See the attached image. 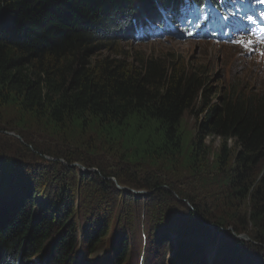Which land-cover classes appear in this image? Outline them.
<instances>
[{
  "label": "trees",
  "instance_id": "obj_1",
  "mask_svg": "<svg viewBox=\"0 0 264 264\" xmlns=\"http://www.w3.org/2000/svg\"><path fill=\"white\" fill-rule=\"evenodd\" d=\"M249 1L251 9L264 11V2ZM207 2L211 8L205 10ZM247 2L0 0V107H12L21 121L39 120L53 133L71 128L121 140L126 148L138 145L140 159L179 155L180 120L198 111L192 113L196 132L187 162L194 165L207 138H217L216 171L224 178L211 200L178 193L180 206L167 209L162 202L175 200L174 190L154 177L139 182L125 174L122 180L100 165L87 175L70 167L88 169L65 150L32 144L28 137L21 145L0 142V264H128L135 251L136 264H211L206 250L215 244L217 253L211 254L219 264H264V83L255 88L237 78L215 88L204 66L185 65L171 54L161 59L118 51L121 41L151 38L229 45L220 15L241 16ZM161 7L172 15L162 18ZM144 130L143 140L131 144L130 132ZM50 159L69 164L65 171L74 187L47 172ZM122 159L120 164L138 162ZM112 178L130 191L113 192ZM94 180L111 205L99 208L103 221L97 217L89 225L79 195ZM131 190L147 194L137 199ZM127 206L137 226L120 232ZM219 228L251 235L250 242L221 235ZM165 250L164 263L158 258Z\"/></svg>",
  "mask_w": 264,
  "mask_h": 264
},
{
  "label": "rangeland",
  "instance_id": "obj_2",
  "mask_svg": "<svg viewBox=\"0 0 264 264\" xmlns=\"http://www.w3.org/2000/svg\"><path fill=\"white\" fill-rule=\"evenodd\" d=\"M246 11L245 9L244 12ZM193 16L194 14L191 18ZM248 16L254 17L256 22L250 23L247 18ZM229 18L230 19H227L228 21L226 22L227 27L230 29L229 33L231 36L229 45H225L223 41L221 43L212 44L209 42L200 43L187 40L184 41L179 38H167L161 41L151 38L148 43H125L121 41L118 51H122L128 56L143 54V56L146 55L161 59L168 58V54H171L185 65L193 64L204 66L205 70L208 71V75L211 76V81L215 88H218V86H226L230 81L237 78H244L246 81L248 80L250 86L258 88L260 87L259 84L264 83V55H261V52H264V32L260 31L261 28L264 27V21L258 23L257 18L250 12L246 14L245 19L241 18L240 21L236 17H233L235 20H231L230 16ZM250 29H255L256 32V35L251 36V39L254 41L252 49L245 50L241 45L233 43L234 39H239L241 37L247 40L249 38ZM109 53L102 51L100 55L112 56ZM262 87H264V84L261 85V88ZM192 113L198 114V111L193 112L192 110V112H186L180 120L179 132L181 135L182 147L179 155H175L174 157L152 155V159L147 157L140 159L141 151L138 150V145L136 146L137 149L133 146L126 148L124 145L126 143L121 140L114 139L111 141L108 138L97 137L90 131L84 133L82 130L61 128L58 132L53 133L54 131H52L51 128H47L41 121L34 118L28 117L24 121H21L15 110L9 106L0 107V128L2 130H9L8 133H0V142L7 141L11 145H14L16 142L21 145L23 141L25 142L24 139L28 137L32 144L39 143L40 145H45V148L52 150H65L70 155H73V157L82 159L81 161L85 163L88 168L87 175L93 174L95 167L100 165L101 167L105 166L106 171L114 173L122 180H125V174H134V178L138 179L139 182H143L145 180L143 177L146 175L149 178L154 177L160 180L161 183L171 186L170 188L174 190L173 192L175 194H173L175 200L170 199L171 201H164L162 204L164 208L175 209L177 202H179L176 194L180 193L189 200L194 199L195 201H200L202 199L207 202L211 200L210 197L214 196L215 188L218 186V183L224 180L221 173L216 171L217 158L221 148V140L217 138H207L203 152L198 156L194 165L187 162L189 151L192 146L191 143L196 132L197 118ZM129 132L127 134L128 136L131 134V144H136L138 140L142 141L143 137L147 135L145 130L141 132V135L139 132L138 134L137 132L133 134L130 132L129 134ZM55 138L65 141V143L60 140L56 141ZM229 146H232V142L229 143ZM130 154L134 156L135 159L131 160L128 157ZM121 156L125 158L122 159L123 162L126 161L129 163L128 160L138 162L130 165L122 164V162L120 164V162H118V157ZM86 160H91V164ZM48 162L49 165L46 170L50 175H55L61 179L65 187L69 186L72 188V186H75V180L71 172L65 171L69 164L59 162L62 163L61 166L55 164V161L51 159ZM129 166H131V168ZM132 167L136 168V170L132 169ZM111 182L113 185L111 188L113 192L116 193V187L119 186V183L114 178L111 179ZM95 184H98L95 180L93 182L84 183L81 186V193L79 195V197L81 196V208L83 209L84 215L86 216L85 219L88 221L89 225L99 220L103 221L104 212L100 211L99 208L111 205L110 197L104 198L101 191H99L101 188H95ZM210 187H213V193L208 191L211 190ZM208 193H210V195ZM115 199H118V197ZM137 199L141 198L137 197ZM158 200L157 197L154 198L155 208L160 204ZM91 203H96L95 208H93ZM248 204L247 200V202H245V208H248ZM168 205L172 206L170 207ZM179 206L180 205H177V207ZM125 210L126 223L123 224V226L120 225V232L124 229L133 231L137 226V216L134 215L133 208L127 206ZM99 212L101 216H99ZM127 213H129V215H127ZM78 214L82 217L80 211H78ZM243 214H248V212ZM97 217H99V220ZM135 223L136 225L134 226ZM250 229L251 228H249V230ZM218 231H220L221 235H223L222 233L225 231L229 232L231 236H234L236 239L250 242L251 235L249 236L245 233L237 235L236 233H231L229 229L223 230L219 228ZM154 233L156 232L153 226L152 238ZM169 239L171 242L173 241L172 234L169 235ZM217 247V244L210 245L206 250V256L210 259L211 264H219L220 260L213 257L211 254L217 253ZM166 254L167 250H165L162 257L158 259L165 263ZM136 256L137 252L135 251L130 256L129 264H136ZM153 261H155V258L152 259V262Z\"/></svg>",
  "mask_w": 264,
  "mask_h": 264
},
{
  "label": "snow or ice",
  "instance_id": "obj_3",
  "mask_svg": "<svg viewBox=\"0 0 264 264\" xmlns=\"http://www.w3.org/2000/svg\"><path fill=\"white\" fill-rule=\"evenodd\" d=\"M261 2H264V0H261ZM158 11L160 12L162 18H167V17L172 15L171 12H169L168 10H166L162 7L159 8ZM247 18H248L250 23L256 22L254 20V17H252V16H248ZM261 18L264 19V14H261ZM260 31L264 32V27H262ZM188 35H192V33L189 31ZM254 35H256L255 29H250L249 30V38L247 40H245L243 37H241L239 39H234L233 43L241 45L242 47L245 48V50L252 49L254 41L251 39V36H254ZM261 55H264V52H261Z\"/></svg>",
  "mask_w": 264,
  "mask_h": 264
},
{
  "label": "water",
  "instance_id": "obj_4",
  "mask_svg": "<svg viewBox=\"0 0 264 264\" xmlns=\"http://www.w3.org/2000/svg\"><path fill=\"white\" fill-rule=\"evenodd\" d=\"M71 166H77V168L83 170L79 165H75V164H73V165H71ZM123 190H124V191H128V189H126V188H123ZM132 192H133L134 195H138V196H141V195H144V194H145L144 192H141V191H139V192L132 191ZM241 238H242V237H241Z\"/></svg>",
  "mask_w": 264,
  "mask_h": 264
},
{
  "label": "bare ground",
  "instance_id": "obj_5",
  "mask_svg": "<svg viewBox=\"0 0 264 264\" xmlns=\"http://www.w3.org/2000/svg\"><path fill=\"white\" fill-rule=\"evenodd\" d=\"M187 11V10H186ZM180 16V15H179ZM176 20H177V17H176ZM178 22V21H177Z\"/></svg>",
  "mask_w": 264,
  "mask_h": 264
}]
</instances>
